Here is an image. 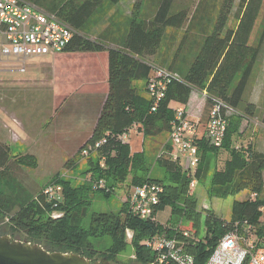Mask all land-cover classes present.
Here are the masks:
<instances>
[{
  "label": "trees",
  "instance_id": "obj_1",
  "mask_svg": "<svg viewBox=\"0 0 264 264\" xmlns=\"http://www.w3.org/2000/svg\"><path fill=\"white\" fill-rule=\"evenodd\" d=\"M26 1L35 5L38 0ZM59 1L61 6L53 11L56 5L52 2L49 11L74 32L64 52L106 51L108 55L106 99L90 137L65 166L76 163L79 160L78 153L87 145L102 139H105V143L96 153L85 158L89 167L87 174L91 175L87 181L89 184L91 182L90 185L80 191L72 188L68 182L59 181L57 184L62 186L63 198L57 204L47 202L42 191L36 193L7 218L11 235L22 234L26 241L38 244L49 252L74 253L91 262L106 257L112 264L115 256L127 245V231L132 232L130 243L136 256L133 264L154 262L152 251L143 245L144 240L153 236L182 241L185 251L193 257L194 264H205L218 241L229 232L238 230L242 234L250 226L258 237H262L264 224L260 219L264 214L261 211L264 208V153L253 150L250 145L235 148L233 139L243 118H251L256 114V105L244 101L243 97L264 44V0H238L233 28H229L227 23L236 0H217L216 16L208 29L211 16L203 14L205 17L200 19L207 18L204 25H201L203 37L184 71L183 80H174L168 86L164 98L153 113H149L151 100L146 91L136 84L146 81L150 75V67L145 58L155 56L166 29L181 28L185 22L190 27L198 7L188 20L185 8L174 7V0H163L154 18L146 22L139 19L141 0H136L128 35L122 47L107 48L101 41L89 38L84 33V27L100 5L106 6L103 11L105 15L107 9L121 0H83L79 4L78 0ZM210 5L208 1L205 3V11H208ZM257 24L260 30L255 32ZM173 62L168 70L174 69ZM193 89L205 91L207 109L213 100H220L241 112L240 115L228 118L221 146L214 147L205 138L197 139L199 164L193 175L182 172L178 164L171 160L170 147L157 159L158 166L168 176L166 182L138 175L144 165L143 151L131 154L129 143L116 139V135L129 130L133 125L138 126L143 139L161 133L169 134L174 120L171 104L186 105ZM259 120L264 125V110ZM220 151H226L228 158L221 169L214 168L211 174L208 188L211 198L225 199L243 191L249 193L246 199L233 202L229 220L216 217L210 209L198 210L190 188L191 180L196 183L206 180L210 161L213 164ZM10 153L9 146L0 143V176L10 173L12 168L34 167L37 163L33 155L17 153L11 156ZM130 173L133 175L129 179ZM98 180L104 182V187L95 186ZM144 183H155L162 188L155 215L165 207H170L172 217L190 224L192 231H187L190 238L183 237V230L174 229L171 223L164 227L156 221L140 220L131 213L127 201L124 202L122 213L118 215L94 212L89 216L88 227L72 223L74 214L70 212L73 209L76 212L81 208L87 209L92 194L108 198L121 186L129 190ZM252 194L254 198L250 197ZM52 212L62 215L59 218L49 217ZM4 215L8 216L7 213ZM202 220L203 231L200 229ZM104 236L112 241L105 251L94 248L89 241V238Z\"/></svg>",
  "mask_w": 264,
  "mask_h": 264
},
{
  "label": "rangeland",
  "instance_id": "obj_2",
  "mask_svg": "<svg viewBox=\"0 0 264 264\" xmlns=\"http://www.w3.org/2000/svg\"><path fill=\"white\" fill-rule=\"evenodd\" d=\"M82 1L83 0H78L77 4ZM207 1L211 5L208 7V11H205L204 6ZM52 2L56 5L53 7V11H56L59 8L58 6H61L59 0H38L35 6L44 12L52 13L49 11L52 9ZM237 3L238 0L235 1L227 23L229 28H233L235 25L234 15ZM173 6L183 7V9L185 8L188 13V20L192 16L196 7H198V13L195 14L194 19L190 23V27L188 26L189 24L185 22L181 28L166 29L165 36L155 56L150 58V64L151 66L167 69L174 60V69L172 71L176 74L178 81H182L184 71L196 52L197 44L203 37L201 33V25H204L207 18L205 20L200 18L205 17L203 14L206 15L207 13L211 16L207 24L208 29L210 27L209 24L216 16L218 2L217 0H174ZM105 7V5H100L84 27V33L88 37L99 31V25L104 16L103 11ZM258 29L260 30V26L258 27L257 24L255 32ZM15 61V58L12 57H2L0 59V81L20 80L28 75L29 67L27 66V62L26 71L21 73L19 71L21 65ZM6 64H8V66ZM34 88L19 91L17 88L8 89L4 86H0V99L3 97H19V95H21L23 100L26 99L24 106L26 107L28 116L23 120V125L25 132L32 137V143L35 140L36 132H40L47 127L46 131L54 134V136H51L54 146L49 152H47L49 153V156L42 153L40 150H34V157L37 161L34 167H15L12 168L11 172L7 175L0 176V234L8 235L13 239H19L22 241H26V238L22 234L15 233L13 236L11 235L12 232L9 228L7 219L17 211L21 204L30 200L36 193L44 190L45 187L51 184H57L59 181L68 182L72 188L79 189L80 191L84 190L86 185L91 184V182L90 184L87 182L91 177L89 173L87 174L89 168L88 161L82 157L81 154L78 153L79 160L76 161V163L70 166H65L66 163H68V161L77 153L78 145H81V140L82 142L84 141V143L88 140L87 134L89 131L87 130L92 126V113L87 111L88 115H86L85 104H87L86 102L89 101V98H83L86 101L82 102V105L85 106V108L71 109L70 112L73 113L70 122H68L66 118L67 114L70 113L67 104L62 108V111H60L59 114H53L55 108L53 97H43L42 109H38L37 111L39 113L38 117H31V113L33 114L35 111L31 103H33L34 97H37V94L35 93L36 88ZM255 93H258L256 97H261L262 100L264 99V44L254 67L253 77L248 84L244 97H252ZM260 104H257L258 108L260 107ZM175 106V104H171V107ZM3 107V101L0 100V121L2 122L0 123L1 132L3 134L9 132L8 135H12V137L14 136L12 133L21 137L20 133L22 129L20 126L11 123L8 118L2 117L1 111L3 110ZM90 109L94 110L93 104ZM40 114H42L43 118L40 117ZM3 125L6 127H3ZM128 143L131 154L143 151L144 165L142 170L138 171V175L152 179H163L166 182L168 176L158 166L157 159L167 150V147L171 148L169 134L161 133L158 136L143 139L141 135L137 136L135 133L131 132L129 134ZM9 148L11 156L17 153L22 154L20 152H24L19 147H16V145L10 144V142ZM213 171L214 164L210 161V171L206 180L202 183L197 182L191 193L196 199L198 210L210 209L216 217L223 220H229L233 202L241 200L243 194L239 193L225 199L211 198L208 193V188ZM132 175L133 173H130L129 179ZM124 187L125 186H121L119 190L117 189L114 191L108 198H104L100 194H92V196H89L91 202L87 209L81 208L77 212L73 209L72 212H70V214H74L72 223L75 222L83 227H88L89 216L91 213L107 212L117 215L122 213L124 202L129 191ZM4 213H7L8 216L5 217ZM57 214V212H52L49 214V217L55 218V215ZM46 218L47 216L42 220H45ZM155 221L164 227L168 226V223H171L174 229L189 231V233L192 231L190 224L171 216L170 207H165L163 210L158 211L155 215ZM261 223L264 224V214L261 217ZM203 228L204 224L202 220L200 225L201 231H203ZM262 237V242L264 244V235H262ZM89 241L93 244L94 248L102 251L108 249L112 244L111 239L107 236L89 238ZM126 242L127 245L115 256L113 264H133L135 262L136 256L132 244L129 241ZM100 259H102V257Z\"/></svg>",
  "mask_w": 264,
  "mask_h": 264
},
{
  "label": "built area",
  "instance_id": "obj_3",
  "mask_svg": "<svg viewBox=\"0 0 264 264\" xmlns=\"http://www.w3.org/2000/svg\"><path fill=\"white\" fill-rule=\"evenodd\" d=\"M73 29L55 14L47 13L26 0H0V57L15 58L20 62L33 57H44L64 52L73 37ZM22 71V70H21ZM177 80L173 71L163 67L151 66L146 82V94L151 100L149 113L156 111L164 98L168 86ZM206 98V97H205ZM174 120L171 123L169 140L170 158L178 164L181 171L193 175L199 164L196 141L198 139L199 121L193 119L184 105L171 107ZM224 102L213 100L204 124V135L214 147H220L225 136L228 113L231 111ZM137 125L116 135V139L128 143L129 134H137ZM105 139L87 145L80 152L86 158L97 152ZM195 180L190 188L194 189ZM95 186L102 188L104 182L98 180ZM162 193L160 185L144 183L129 189L127 201L131 213L142 221H155V207ZM47 202L57 204L62 201L63 189L59 184H52L42 190ZM264 211V208L261 209ZM62 214L58 213L55 218ZM54 218V217H53ZM182 236L190 238L187 231ZM130 242L132 232H126ZM263 237H258L250 226L240 234L238 230L225 234L208 256L205 264H264ZM145 245L154 255L152 264H194L193 257L185 251L182 241L176 238L153 236L144 240Z\"/></svg>",
  "mask_w": 264,
  "mask_h": 264
},
{
  "label": "crops",
  "instance_id": "obj_4",
  "mask_svg": "<svg viewBox=\"0 0 264 264\" xmlns=\"http://www.w3.org/2000/svg\"><path fill=\"white\" fill-rule=\"evenodd\" d=\"M135 1L136 0H121L115 6L107 9L106 14L100 22L99 31L94 35L89 36V38L101 41L107 48H121L128 35V28ZM162 1L163 0H141L139 19H143L146 22L152 20L158 8L161 6ZM1 58L2 57H0V59ZM150 58L152 57L148 56L145 58L149 67H151ZM15 60V62L21 65L19 68L21 73L26 71L27 62V66L29 67L28 75L20 80L0 81V86H4L8 89L17 88L19 91L35 87L36 89H34L37 97H34V101L31 103L35 109L34 113H31V117H38L39 113L37 111L38 109H42L43 97H53L55 107L53 114L55 115L59 114L66 104L68 106L67 108H69V112L73 108H85V106L82 105V102H86L83 98L88 97L89 101L85 104L86 115H88L87 111L92 113V126L89 130H87L89 131L87 134L89 138L107 96V52H62L55 55L29 58L24 62H20L17 59ZM6 65L8 66V64ZM146 82L147 80L137 82L136 84L140 85V87L145 90ZM257 94L258 93H255V96L253 95L249 98L243 97L244 101L254 103L257 109L254 117L243 118L238 133L233 139V147L244 148L250 145L253 150L264 153V125H262L259 120L264 110V99L262 100L261 97H256ZM205 97V91L193 89L188 103L184 105L188 114L193 119L199 121V139L205 138L204 124L208 113ZM0 100L3 101L4 106L1 111L2 117L10 119L11 123L19 125L22 129L20 133L21 137L16 136L14 133H12L14 135L13 137L12 135L9 136V132L3 134L0 129V143L9 146L10 142V144L16 145V147L22 149V151H24L20 152L22 154H30L34 156L35 152L33 151L40 150L42 153L49 156V153L47 152H49V150H51L54 146L51 137L54 136V134L46 131L48 127L40 132H36L33 143L32 137L25 132L23 120L28 116L26 107L24 106L26 99L23 100L21 95H19V97H3ZM258 103H261L259 108L257 105ZM92 104L94 105V110L90 109ZM72 113L73 112H70L66 116L68 122L71 121ZM240 113L237 109H231L228 116L230 117L237 114L240 115ZM40 117L43 118L42 114H40ZM0 123L2 122L0 121ZM3 127L6 126L3 125ZM136 135L142 136L139 132H137ZM83 144L84 141L82 142L81 140V145H78L77 150H79ZM227 158L228 153L226 151H220L217 157L213 160L214 168L221 169ZM262 180L264 193V171L262 172ZM241 193L243 194L241 200L249 197V193L247 191H243ZM250 197L254 198L255 195L252 194Z\"/></svg>",
  "mask_w": 264,
  "mask_h": 264
},
{
  "label": "water",
  "instance_id": "obj_5",
  "mask_svg": "<svg viewBox=\"0 0 264 264\" xmlns=\"http://www.w3.org/2000/svg\"><path fill=\"white\" fill-rule=\"evenodd\" d=\"M0 264H112L106 257L91 262L74 253L49 252L38 244L0 234ZM152 264V263H146Z\"/></svg>",
  "mask_w": 264,
  "mask_h": 264
}]
</instances>
